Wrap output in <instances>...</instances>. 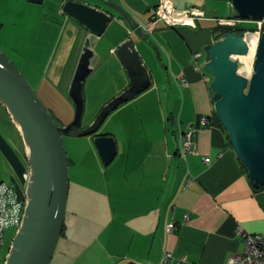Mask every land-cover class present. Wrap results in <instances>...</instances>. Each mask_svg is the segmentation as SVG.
<instances>
[{"label":"crops","instance_id":"obj_1","mask_svg":"<svg viewBox=\"0 0 264 264\" xmlns=\"http://www.w3.org/2000/svg\"><path fill=\"white\" fill-rule=\"evenodd\" d=\"M113 1L126 8L141 29V25L150 23L158 0ZM205 1L194 0V6L202 9ZM202 11L203 17L195 20V28L169 26L157 20L149 31L141 29L139 33L113 13L108 24L117 28L116 33H109L107 24L100 36L89 37L93 38L90 72L101 64L98 57L104 51L97 47L105 38L106 51L113 57L120 43L131 41L149 75L148 88L111 114L131 113L124 108L134 102L141 104L140 99L153 94L162 129L157 143L146 141L145 129L133 123L122 132L121 142L116 128L98 133L113 137L115 155L119 154L120 160L112 165L115 169H108L98 159L96 176L108 171L100 188L68 176L58 264L68 260L74 250V256L83 254L80 259L76 256L74 264H226L228 258L243 250L241 237L236 234L238 227L244 233L264 238V188L253 190L234 157L223 129L213 117L208 88L211 76L201 69V47L217 39L215 18L222 16L214 7ZM85 36L84 31L82 38ZM81 46L82 43L78 45L74 65ZM194 53H199V57L193 58ZM120 68L119 76L128 84ZM180 77L185 79L186 86L181 85ZM3 114L19 139L5 109ZM200 115L211 116L209 125L195 130L189 150L181 155V136L189 125L197 124ZM168 121L170 130L166 129ZM140 136L147 145L140 141ZM87 137L91 142V137ZM19 140L21 149L12 148L23 155ZM71 164L68 160V166ZM0 167L10 181H15L8 185L20 189L1 155ZM87 204L90 215H79ZM169 224L172 228L168 231ZM5 229L0 242V264L13 236H6ZM85 230L92 236L86 237ZM165 253L169 258L162 260Z\"/></svg>","mask_w":264,"mask_h":264},{"label":"water","instance_id":"obj_2","mask_svg":"<svg viewBox=\"0 0 264 264\" xmlns=\"http://www.w3.org/2000/svg\"><path fill=\"white\" fill-rule=\"evenodd\" d=\"M97 1L107 8L77 0H64L60 5L61 13L86 32L66 89L73 112L64 125L55 123L17 66L0 49V104L23 146L20 156L0 134V155L25 195L22 216L2 264H49L62 230L67 197L68 159L63 137L90 136L101 165L107 166L116 153L115 141L110 135L98 134L97 129L112 111L149 86V75L132 42L123 41L114 49V55L128 84L81 127L83 81L91 71L93 56L89 37L100 36L113 13L131 29L138 33L141 30L121 4ZM228 2L239 20L264 22V0ZM194 5V0H173L177 11ZM243 34L227 31L202 46L201 69L211 76L208 88L213 116L251 187L257 189L264 186V31L258 34L248 77L238 73L235 58L248 51Z\"/></svg>","mask_w":264,"mask_h":264},{"label":"rangeland","instance_id":"obj_3","mask_svg":"<svg viewBox=\"0 0 264 264\" xmlns=\"http://www.w3.org/2000/svg\"><path fill=\"white\" fill-rule=\"evenodd\" d=\"M59 1L61 0H43L40 3H29L27 0H0V49L17 66L55 123L64 125L72 117V105L66 95V89L74 69V59L78 45L83 43L84 40L82 38L84 30L61 13L60 5L64 0L60 3ZM77 1L104 7L97 0ZM212 7L222 17H228L232 12L228 0H206L202 9L210 11ZM254 24V21L241 20V27L243 28L249 29ZM107 27H109V33H116L117 28L113 24H108ZM255 28L256 30L251 32L259 34L261 23H256ZM89 43L93 45V38H89ZM101 44L97 47V50L104 51H101L102 54L98 57L101 64L97 69L90 72L83 81L81 126L90 123L100 107L112 98L115 92L119 93L127 85L124 78L119 76L121 75V66L117 62L118 60L116 61L115 56L113 57L111 53L106 51L108 44L105 38H101ZM254 52L246 59L237 60L239 74L245 77L249 76L247 70L250 69L251 71ZM154 102L153 94H147L145 98L140 99L141 104L137 105L134 102L124 108L127 109V112L131 111V113L126 115L123 112L115 115L110 113L97 129V133H105L116 128L119 138L114 133L121 142L123 141L122 132L125 133L126 126L133 123L136 127L145 129L144 138H146V141L157 143V136L160 129H162V124L157 121L158 112ZM154 109L155 115L153 114ZM3 110L0 109V134L11 146H18L21 149L20 138L18 139L11 125L8 124ZM166 129H171L170 122L166 124ZM167 135L170 136V133L167 132ZM141 138L143 137L140 136ZM140 141L147 145L143 142L144 140L141 139ZM63 146L67 159L72 163L71 166H68L70 179L77 178L79 182L87 186L100 188V181L102 179L104 181L108 171L96 176L98 157L88 137H63ZM118 160H120L119 154L115 155L106 167L101 166L115 169L111 167ZM0 181L6 182L5 184L11 182L15 184L14 180L10 181L8 179L7 173L1 167ZM102 187H105V185L102 184ZM80 212L79 215L84 213L90 215L89 205L87 204ZM14 232V227L5 229L6 236L14 235ZM83 232L86 237L92 236V233L88 230ZM60 249H62V243L59 237L49 264L57 263ZM74 253L72 256H68L67 262L64 259L59 263L67 264L69 262L68 264H74L77 257L80 256V259L83 256V254H78L79 256L76 255V257ZM99 264L104 263L100 262Z\"/></svg>","mask_w":264,"mask_h":264},{"label":"built area","instance_id":"obj_4","mask_svg":"<svg viewBox=\"0 0 264 264\" xmlns=\"http://www.w3.org/2000/svg\"><path fill=\"white\" fill-rule=\"evenodd\" d=\"M203 17V11L199 7H188L182 11H177L173 8V0H158L152 15L150 23L141 25V29L149 31L151 25L157 20H162L169 26H187L195 28V20ZM239 19L236 17H220L215 18L216 25L220 27L234 28ZM260 23V22H256ZM139 27V26H138ZM199 53H194L193 58H198ZM182 86L187 83L184 78L180 77ZM211 116L200 115L197 124L189 125L183 132L179 145V153L184 155L189 150L194 137L195 130L198 127L209 125ZM24 190L22 187L17 189L14 185L0 183V242L2 232L7 227H14L16 230L20 218L22 216L24 206ZM172 225H167L169 231ZM236 234L241 237L243 250L241 254L231 256L227 259L226 264H264V238L257 234L244 233L239 227L236 229ZM169 258V254L165 253L162 260Z\"/></svg>","mask_w":264,"mask_h":264},{"label":"trees","instance_id":"obj_5","mask_svg":"<svg viewBox=\"0 0 264 264\" xmlns=\"http://www.w3.org/2000/svg\"><path fill=\"white\" fill-rule=\"evenodd\" d=\"M234 16V14L232 13L231 15H229L228 17H233ZM235 17V16H234ZM248 21V20H247ZM261 23V28H260V30L261 31H264V22H260ZM256 22H255V24L254 25H252L251 26V28H243V27H241V20L239 21V23L234 27V28H232V29H230V27H220V26H218V25H216V22H215V32H216V38H219L223 33H225V32H227V31H235V32H237V33H241V32H243V31H254V30H256ZM83 93V92H82ZM214 117V116H213ZM215 119V118H214ZM218 123V122H217ZM81 127H83V126H81ZM241 167V166H240ZM241 169H242V171L245 173V171H244V169L241 167ZM264 188V186H260V187H258L257 189H254L253 188V190L254 191H256V190H259V189H263ZM62 233H63V226H62V230H61V233H60V235H62ZM128 264H135V263H128Z\"/></svg>","mask_w":264,"mask_h":264},{"label":"bare ground","instance_id":"obj_6","mask_svg":"<svg viewBox=\"0 0 264 264\" xmlns=\"http://www.w3.org/2000/svg\"><path fill=\"white\" fill-rule=\"evenodd\" d=\"M243 39L247 45L248 51L245 55L235 56V58L240 61L242 59H246L247 57H250L253 54V52L255 51L258 34L256 32L247 31V32H244ZM247 72L250 73V69H248ZM238 73H239V70H238Z\"/></svg>","mask_w":264,"mask_h":264},{"label":"flooded vegetation","instance_id":"obj_7","mask_svg":"<svg viewBox=\"0 0 264 264\" xmlns=\"http://www.w3.org/2000/svg\"><path fill=\"white\" fill-rule=\"evenodd\" d=\"M14 149V148H13ZM16 150V149H15ZM17 151V150H16ZM18 152V151H17ZM18 154L20 155V156H22V154L20 153V152H18Z\"/></svg>","mask_w":264,"mask_h":264}]
</instances>
